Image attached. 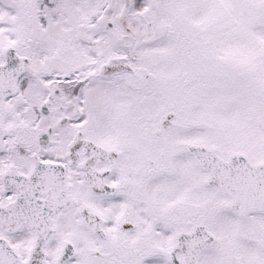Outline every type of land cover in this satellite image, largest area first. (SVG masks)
Instances as JSON below:
<instances>
[{
	"label": "snow or ice",
	"instance_id": "snow-or-ice-1",
	"mask_svg": "<svg viewBox=\"0 0 264 264\" xmlns=\"http://www.w3.org/2000/svg\"><path fill=\"white\" fill-rule=\"evenodd\" d=\"M0 264H264V0H0Z\"/></svg>",
	"mask_w": 264,
	"mask_h": 264
}]
</instances>
